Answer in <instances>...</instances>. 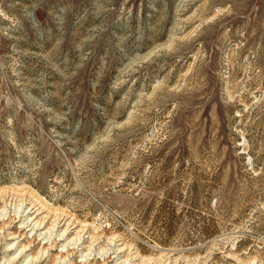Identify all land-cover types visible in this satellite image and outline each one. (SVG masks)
<instances>
[{
  "label": "rangeland",
  "instance_id": "374dc122",
  "mask_svg": "<svg viewBox=\"0 0 264 264\" xmlns=\"http://www.w3.org/2000/svg\"><path fill=\"white\" fill-rule=\"evenodd\" d=\"M0 264H264V0H0Z\"/></svg>",
  "mask_w": 264,
  "mask_h": 264
},
{
  "label": "bare ground",
  "instance_id": "6f19581e",
  "mask_svg": "<svg viewBox=\"0 0 264 264\" xmlns=\"http://www.w3.org/2000/svg\"><path fill=\"white\" fill-rule=\"evenodd\" d=\"M31 259H33V258H31Z\"/></svg>",
  "mask_w": 264,
  "mask_h": 264
}]
</instances>
